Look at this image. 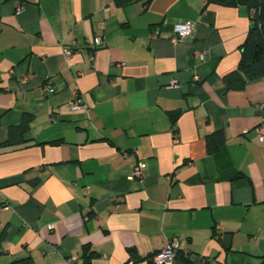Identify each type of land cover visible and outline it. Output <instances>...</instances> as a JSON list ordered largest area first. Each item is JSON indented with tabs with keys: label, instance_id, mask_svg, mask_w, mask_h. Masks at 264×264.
Here are the masks:
<instances>
[{
	"label": "crops",
	"instance_id": "obj_1",
	"mask_svg": "<svg viewBox=\"0 0 264 264\" xmlns=\"http://www.w3.org/2000/svg\"><path fill=\"white\" fill-rule=\"evenodd\" d=\"M249 26L243 5L205 0H0V142L32 116L25 143L0 147V264H83V244L89 264H154L174 238L166 264H264V75L222 80Z\"/></svg>",
	"mask_w": 264,
	"mask_h": 264
},
{
	"label": "trees",
	"instance_id": "obj_2",
	"mask_svg": "<svg viewBox=\"0 0 264 264\" xmlns=\"http://www.w3.org/2000/svg\"><path fill=\"white\" fill-rule=\"evenodd\" d=\"M138 1L146 6L151 0H112L118 7H124ZM207 3L224 6L243 5L248 12L250 26L240 45V57L237 66L222 77L226 89H241L246 82L264 75V0H205V4ZM176 116V113L170 116L172 122L175 121ZM31 118V115L24 113L17 125L9 126L6 139L0 142V147H17L25 143L23 134L28 130ZM222 144L223 135L219 130L208 133L205 136V147L209 154L217 151ZM36 182L37 179H34L31 184L34 185ZM128 250L132 256L134 253L133 249L129 248ZM176 253L177 251L175 255ZM95 256L96 253L88 244L82 245L80 258L83 264H89L90 260ZM10 264H32V260L29 258L22 259Z\"/></svg>",
	"mask_w": 264,
	"mask_h": 264
},
{
	"label": "built area",
	"instance_id": "obj_3",
	"mask_svg": "<svg viewBox=\"0 0 264 264\" xmlns=\"http://www.w3.org/2000/svg\"><path fill=\"white\" fill-rule=\"evenodd\" d=\"M195 22L189 19H185L174 24L172 28V34L169 39L172 42H178L181 39L191 35L194 31ZM90 42L94 47L101 46L103 44L102 34L101 32H96L95 35L91 38ZM70 48L64 49V55L67 57L70 54ZM199 59L204 57V52H200L197 54ZM63 87V82L58 76L48 77L46 78L40 86V93L42 95H48L59 91ZM72 102L71 109L78 110L80 108V97L77 94L76 90H72ZM258 139L260 142H264V121L261 122L256 127ZM141 176V166L140 164H136L131 170L130 177L131 178H139ZM51 226H49L50 228ZM178 248L177 239H171L166 246L162 249L154 252L152 254V261L154 264H166L170 261ZM76 258L74 256H69L65 259L68 264H73Z\"/></svg>",
	"mask_w": 264,
	"mask_h": 264
}]
</instances>
